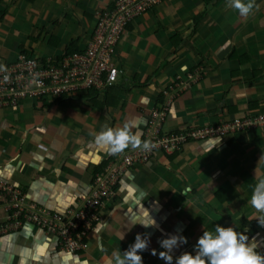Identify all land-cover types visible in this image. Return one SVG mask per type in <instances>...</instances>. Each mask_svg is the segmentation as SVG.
Masks as SVG:
<instances>
[{
    "label": "crops",
    "instance_id": "crops-1",
    "mask_svg": "<svg viewBox=\"0 0 264 264\" xmlns=\"http://www.w3.org/2000/svg\"><path fill=\"white\" fill-rule=\"evenodd\" d=\"M112 1L0 0L6 12L0 59L15 61L20 51L56 58L71 41L85 48L96 13ZM256 3L259 9L243 18L228 0H165L120 40L114 55L118 94L100 92L95 105L74 96L0 109V180L30 202L63 212L91 196L97 170L115 161L94 142L105 125L134 121L142 138L148 112L164 105L166 134L264 114V0ZM261 156L264 128L158 153L123 174L86 251L66 254L52 236L24 227L0 240V264H108L112 252L126 251L137 234L150 235L148 250L138 253L143 264H166L152 250L165 251L159 241L170 235L186 237L172 253L175 264L184 253L195 256L198 239L216 225L255 239L258 252L264 227L248 200L264 178ZM148 213L155 227L129 230L131 219H148Z\"/></svg>",
    "mask_w": 264,
    "mask_h": 264
},
{
    "label": "built area",
    "instance_id": "built-area-1",
    "mask_svg": "<svg viewBox=\"0 0 264 264\" xmlns=\"http://www.w3.org/2000/svg\"><path fill=\"white\" fill-rule=\"evenodd\" d=\"M165 0H113L96 13L97 22L81 52L56 58H39L19 52L15 61H4L0 72V109L14 108L29 99L35 102L74 97L91 90L102 92L112 87L119 71L114 55L128 27ZM168 97L169 95L166 94ZM168 106L148 112L142 140L155 144L152 151L128 149L115 156L101 174L96 175L93 194L75 208L51 211L30 202L19 188L0 180V240L31 227L52 236L60 251L77 254L87 250L89 236L99 224L106 201L114 197V187L130 169L148 163L156 154L179 153L190 143L221 139L264 128V114L234 119L219 127H198L174 133L164 131ZM258 253L264 255V247Z\"/></svg>",
    "mask_w": 264,
    "mask_h": 264
},
{
    "label": "clouds",
    "instance_id": "clouds-1",
    "mask_svg": "<svg viewBox=\"0 0 264 264\" xmlns=\"http://www.w3.org/2000/svg\"><path fill=\"white\" fill-rule=\"evenodd\" d=\"M228 6L243 18L252 15L259 9L256 0H228ZM6 70V66L0 64V72ZM117 81L113 86L117 84ZM136 127L137 124L134 121L126 122L122 127L116 128L105 125L104 129L95 135L94 142L113 155L122 154L129 148L146 152L152 151L155 144L151 140H142L143 136L141 138L140 132L133 131ZM260 162H264V156H261ZM248 204L260 214L254 216L253 219H256L259 225L264 227V178L258 179ZM136 224L143 225L145 228L156 226V222L150 216L148 219L140 221L137 218L131 219L129 230ZM187 242V238L182 235H170L159 241L160 247L165 251L157 253V250L153 249L151 254L153 256L158 254L166 264H173V251ZM149 244L150 235L137 234L135 242L130 244L126 251L123 253L119 250L112 252L108 264H143V258L138 253L147 251ZM258 247L255 239L249 242L247 235L237 232L233 227L216 225L214 232L205 230L198 239L195 256L191 253H184L175 258V264H264V255L256 251Z\"/></svg>",
    "mask_w": 264,
    "mask_h": 264
},
{
    "label": "trees",
    "instance_id": "trees-1",
    "mask_svg": "<svg viewBox=\"0 0 264 264\" xmlns=\"http://www.w3.org/2000/svg\"><path fill=\"white\" fill-rule=\"evenodd\" d=\"M5 14H6L5 11H0V22H1L2 19L4 18ZM96 22H97V19H96ZM96 22H95V24H96ZM75 43H76L75 41H71V42H69L68 45H67L66 50L64 51V53H62L61 55L57 56L56 59H57V60H60V59H61L63 56H65V55H71V54H74V53H77V52H81L80 49H77ZM21 52H24V51H20V53H21ZM120 88H121V87H118V86H117V87H116V86H113V87L107 88V89L104 90V94H105L106 97H108L109 95L118 94V93L120 92ZM98 93H99L98 91H93V90H91V91L88 92L87 94L79 95V97H80V98L87 99V100H89V102H91L93 105H95V97L97 96ZM62 98H63V97H62ZM77 98H78V97H77ZM25 100H26V99H25ZM22 101H24V100H22ZM21 103H22V102H21ZM21 103H20V105H21ZM162 105H163V104H162ZM18 106H19V105H18ZM18 106H16V107H18ZM14 108H15V107H14ZM1 109H2V108H1ZM223 124H225V123L216 124V125H214V126L210 125V126H208V127H209V128H211V127H219V126H221V125H223ZM239 134H241V133H238V134H236L235 136H237V135H239ZM235 136H227L226 138H231V137H235ZM106 165H107V163H104V164L102 165L101 168H103V167L106 166ZM101 170H102V169L97 170V174H95V176H96V175H99L100 172H101ZM116 188H117V187H114L112 190H113V191H116ZM8 236H9V235H8Z\"/></svg>",
    "mask_w": 264,
    "mask_h": 264
}]
</instances>
